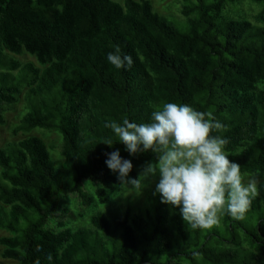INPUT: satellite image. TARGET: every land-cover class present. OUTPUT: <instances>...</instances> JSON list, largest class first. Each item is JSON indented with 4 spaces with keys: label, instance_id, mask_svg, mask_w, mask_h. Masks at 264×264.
<instances>
[{
    "label": "trees",
    "instance_id": "trees-1",
    "mask_svg": "<svg viewBox=\"0 0 264 264\" xmlns=\"http://www.w3.org/2000/svg\"><path fill=\"white\" fill-rule=\"evenodd\" d=\"M184 1L187 34L148 0H0V126L23 96L27 111L18 130L58 133L66 169L57 175L52 148L36 136L0 148V231L9 234L0 239L2 259L264 264V183L245 219L224 214L216 228L191 227L155 189L140 214L111 209L112 218L93 212L87 228L69 225L64 198L82 196L90 208L120 187L105 153L119 150L131 160L130 178L155 160L152 153L130 156L123 144H103L117 142L106 123H147L167 102L220 120L225 129L212 134L230 140V159L242 172L264 176V0ZM245 1L261 6L255 25L237 7ZM117 48L133 57L130 70L107 61ZM25 55L38 66L15 58ZM82 181L97 186L95 198L81 190Z\"/></svg>",
    "mask_w": 264,
    "mask_h": 264
},
{
    "label": "clouds",
    "instance_id": "clouds-1",
    "mask_svg": "<svg viewBox=\"0 0 264 264\" xmlns=\"http://www.w3.org/2000/svg\"><path fill=\"white\" fill-rule=\"evenodd\" d=\"M107 61L118 70H130L134 64L133 57L119 48L108 53ZM105 127L117 142L110 138L103 144H123L130 156L155 155L137 178H130L131 160L123 159L119 150L105 153V164L117 175L122 190L139 195L146 181L158 177L154 195L178 209L182 220L196 229L212 228L224 214L245 219L258 194L256 174L242 172L225 150L230 140L212 134L225 129L220 120L188 104L167 102L151 111L147 123L123 119Z\"/></svg>",
    "mask_w": 264,
    "mask_h": 264
},
{
    "label": "rangeland",
    "instance_id": "rangeland-1",
    "mask_svg": "<svg viewBox=\"0 0 264 264\" xmlns=\"http://www.w3.org/2000/svg\"><path fill=\"white\" fill-rule=\"evenodd\" d=\"M118 3H123L124 0H113ZM137 1V0H136ZM152 3L155 11L158 12L160 16H162L168 23L172 24L181 34H187L189 32V25L186 22V19L182 16V9L185 3L184 0H148ZM193 1V0H190ZM213 0H207V2H212ZM241 12H243L244 16L248 17V20L253 24H257L254 18L258 14L261 6L257 4H251L249 2H243L239 6ZM229 8V7H228ZM228 8L223 12V15H227ZM243 8V9H242ZM242 14V15H243ZM22 64L32 63L35 66H38L33 58L29 56L15 57ZM16 74V73H15ZM26 103L21 96L19 103L12 107L11 112L6 115V124L4 126H0V148H4L8 144H14L28 136H36L41 138L48 146L52 148L51 158L54 162L57 175L62 177L66 173V169L62 166V157L59 153V147L61 145V137L56 132H49L45 130L36 129L33 132L27 134L18 130L20 127V121L24 114L26 113ZM18 130V133L14 135V131ZM148 165L142 167L138 171V175L144 171V169ZM117 176V175H116ZM257 180V184L264 183V176H255ZM158 182V177L155 178L154 181H146V187L142 191L141 194L137 195L135 193H129L126 189L122 190L121 186L117 187L113 191L107 192V202L103 205H92L90 208L86 205L85 199L82 196H77L76 194H71L67 198L63 200L67 203V208L69 209L68 218L69 225L73 227H88V222L90 216L93 212H103L107 215L108 211L113 209L114 212L122 213L125 208H131L132 213L140 214L148 204V195L152 189H155V183ZM97 186L88 181H82L81 190L84 191L86 195H92L94 189ZM95 198V196H94ZM95 206V207H94ZM109 218H112V215H108ZM67 217H58V221H65ZM216 228L217 225L212 228ZM220 228V227H219ZM219 230V229H218ZM223 235V232H220V237ZM9 234L6 231H0V239L3 237H8ZM3 251V247L0 245V264H17L11 260L2 259L1 254Z\"/></svg>",
    "mask_w": 264,
    "mask_h": 264
}]
</instances>
